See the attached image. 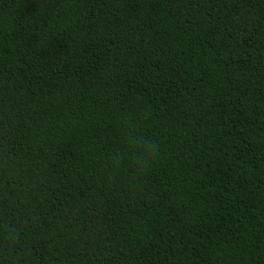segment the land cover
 Listing matches in <instances>:
<instances>
[{
	"label": "trees",
	"instance_id": "1",
	"mask_svg": "<svg viewBox=\"0 0 264 264\" xmlns=\"http://www.w3.org/2000/svg\"><path fill=\"white\" fill-rule=\"evenodd\" d=\"M0 264H264V0H0Z\"/></svg>",
	"mask_w": 264,
	"mask_h": 264
},
{
	"label": "clouds",
	"instance_id": "2",
	"mask_svg": "<svg viewBox=\"0 0 264 264\" xmlns=\"http://www.w3.org/2000/svg\"><path fill=\"white\" fill-rule=\"evenodd\" d=\"M124 138L130 149H133L130 163L134 172V179H138L148 172L160 159L161 148L156 139L149 138L134 130L135 126L131 120L125 119L122 122ZM125 162L124 153L116 150L109 157V179H115L120 173ZM6 242H15L17 233L14 230H7L3 233Z\"/></svg>",
	"mask_w": 264,
	"mask_h": 264
}]
</instances>
